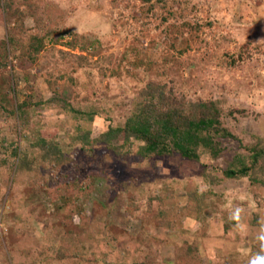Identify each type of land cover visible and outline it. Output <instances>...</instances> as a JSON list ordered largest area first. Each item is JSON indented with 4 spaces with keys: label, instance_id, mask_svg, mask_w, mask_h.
<instances>
[{
    "label": "rangeland",
    "instance_id": "1",
    "mask_svg": "<svg viewBox=\"0 0 264 264\" xmlns=\"http://www.w3.org/2000/svg\"><path fill=\"white\" fill-rule=\"evenodd\" d=\"M11 2V20L0 5V39L10 30L25 41L31 33H49L37 63L23 68L13 55L0 68V82L9 84L13 73L22 99L50 94L48 78L70 83V75L62 76L70 72L77 95L88 96L102 112L87 122L96 136L110 122L121 125L139 89L160 81L193 100L220 99L226 112L245 108L248 113L228 115L225 124L246 143L255 140L252 133L264 138V0H167L178 12L169 26L157 21L165 14L160 6L150 10L142 0ZM184 20L190 24L183 28ZM64 28L86 34L94 45L81 50L61 44L70 33L56 43ZM228 53L242 56L232 62ZM79 54L87 58L81 66ZM43 112L51 125L62 126V145L77 159L69 169L81 177L76 193L82 212L60 211L55 194L63 185L46 189L32 183L31 174L1 168L0 264H57L47 258L52 248L71 241L69 231L86 228L96 233L86 247L97 264H264V193L248 177L223 172L244 150L239 140L222 138V156L204 150L200 161L178 153L145 159L136 150L129 157L106 150L89 156L79 143L68 145L74 125L67 111ZM9 121L0 125L17 138ZM191 188L205 199L199 216L166 223L161 209L170 208L166 217L175 219Z\"/></svg>",
    "mask_w": 264,
    "mask_h": 264
},
{
    "label": "trees",
    "instance_id": "2",
    "mask_svg": "<svg viewBox=\"0 0 264 264\" xmlns=\"http://www.w3.org/2000/svg\"><path fill=\"white\" fill-rule=\"evenodd\" d=\"M11 1L0 0L6 20H11L14 16ZM142 2L148 4L150 10L160 6L165 14H160L157 21L161 19V23H167V26L178 13L167 0ZM189 24L184 20L180 26L183 25L184 28ZM173 26L176 24L173 23ZM197 28L201 29V26ZM66 33H70L71 38L61 44L71 49L87 50L94 45L93 40L86 34L70 28L59 30L54 41L60 42L59 38H63ZM48 34L31 33L25 41L13 30L8 31L7 36L0 39V68L6 69L13 55L21 59L23 68L37 63L46 47ZM228 55L232 62L242 56L235 53ZM86 59L85 55H78L80 66ZM65 75H70V83H59L56 79L48 78L50 94L40 96L38 92L27 93L23 99L18 95L17 81L13 73L10 72L9 84L6 85L4 78L0 82V123L12 119L11 126L17 130V138H13L12 133L0 125V169H9L14 174H31L32 183H39L46 189L57 184L63 185L65 189L55 194V198L61 199L58 205L60 211L82 212V207L77 204L76 193L81 177L71 175L69 168L76 165L77 159L62 145V126H53L51 121L44 118L43 110L47 107H58L70 114L74 132L68 137V145L75 147L79 143L80 149L89 156H94L98 150H106L120 157H129L136 150L138 157L145 159L178 153L185 158L200 161L204 150L209 151L214 158L222 156V138L237 139L244 150L234 154L228 161L223 171L224 176L248 177L251 184L260 193H264V138L252 133L255 140L246 143L232 127L225 124L228 115L248 113L245 108H233L226 112L220 99L193 100L173 85L149 81L139 89L125 121L121 125L110 122L106 130L94 136L87 127V122L94 121L102 112L88 96H78L74 89L73 75L64 71L62 76ZM172 205L175 206L174 201ZM204 205L205 199L199 198L198 191L191 188L189 203L181 207L182 214L176 211L175 219H170V208L164 206L160 215L166 218L165 222L168 224H172L174 220L181 223L185 214L198 217L197 213L202 211ZM85 230L89 232L85 233ZM85 230L78 233L69 231L71 236L74 234L72 240L61 241L55 245L47 258H52L57 264H97L95 254L86 247L87 240L96 233L93 228ZM29 264L39 262L34 260Z\"/></svg>",
    "mask_w": 264,
    "mask_h": 264
}]
</instances>
